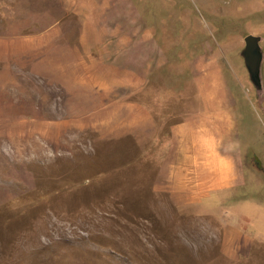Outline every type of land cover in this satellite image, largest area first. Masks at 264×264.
Wrapping results in <instances>:
<instances>
[{"label": "rangeland", "instance_id": "rangeland-1", "mask_svg": "<svg viewBox=\"0 0 264 264\" xmlns=\"http://www.w3.org/2000/svg\"><path fill=\"white\" fill-rule=\"evenodd\" d=\"M62 20L73 38L19 41L32 59L4 74L0 63V264H264V231L250 243L231 229L264 217V0H0V37ZM125 69L147 70L146 83L118 84ZM190 117L191 136L209 128L246 179L215 214L159 180Z\"/></svg>", "mask_w": 264, "mask_h": 264}, {"label": "crops", "instance_id": "crops-1", "mask_svg": "<svg viewBox=\"0 0 264 264\" xmlns=\"http://www.w3.org/2000/svg\"><path fill=\"white\" fill-rule=\"evenodd\" d=\"M72 1L73 0H60L62 7H69L70 4H72ZM22 4H24V1ZM74 14L77 16L76 19L78 23H82V26H84L86 21L84 20L81 12L75 11ZM65 22V20L56 21L34 36H27L25 38H20L13 35L0 37V63H3L5 66L2 73L4 74L5 72L16 71L18 68H20V64H26L27 61L32 59L30 58L32 53H30L29 49H25L21 52L18 51L16 45L19 41H32L54 36L56 34L58 35L60 33L57 32L58 28L61 29L60 26H63ZM60 36H62V39L67 40L71 37L73 38L74 35L62 31V35L60 33ZM85 36L86 33L82 31L77 33V37H74L77 38L78 48L84 46L82 41ZM116 37L117 34L115 33L104 34L103 32H100L96 37V40L100 42L102 41V44L105 45L106 41L110 40L111 42ZM35 63L43 64L44 62L35 61ZM48 66L50 67L53 65L48 64ZM67 68V65L64 67V69H54L50 67L52 71L61 72L67 70ZM141 71L139 72V70L135 69L129 71L125 69V71L122 72L125 76L119 77L117 79V83L128 86L142 87L146 83L149 73L147 70L145 71L142 69ZM141 117H143L146 127H149L150 129L152 126L151 117L143 109L141 111ZM193 119L194 118L192 117L187 118L184 123L172 129L171 139L173 142L175 140L181 141L179 144L180 147H176L177 145L168 146L166 151L168 156L163 159V163L161 164L162 166H160L159 180L164 184L170 183L176 187L179 186L177 190H175L179 197L189 200H207V204L204 207L205 212L207 211L215 214L218 213V210L224 206V203L227 199L226 196L231 189L236 186L238 188L245 186L247 183L246 179L242 175L240 177L241 173L238 169V161L221 159L218 147L214 146L213 139L209 138L212 136L209 132V128H201L198 133L195 132V134L191 136L190 132L195 130ZM205 125L207 124L205 123ZM197 128H200V126ZM186 132L188 135L184 134ZM152 138L153 133L151 134L148 130V134L145 133L142 145H146L151 142ZM245 198V196H242V199L245 200ZM242 202L243 201L239 200L238 205ZM253 203L256 204L255 202ZM251 215L253 216L252 220L257 222L256 226H253L251 232L247 233L244 229L246 221L249 220L248 216H243L241 218L242 221L241 219L238 220V223H236V228L230 227L238 234L237 236L244 237V240H249L250 243L256 240L255 237L258 234V230L264 231V217L261 219V223H258V221H256L257 219H255V215L253 213Z\"/></svg>", "mask_w": 264, "mask_h": 264}, {"label": "water", "instance_id": "water-1", "mask_svg": "<svg viewBox=\"0 0 264 264\" xmlns=\"http://www.w3.org/2000/svg\"><path fill=\"white\" fill-rule=\"evenodd\" d=\"M260 39L249 35L245 38V49L242 53L245 65L250 77L254 82H259L260 68L262 63V52L260 49Z\"/></svg>", "mask_w": 264, "mask_h": 264}]
</instances>
